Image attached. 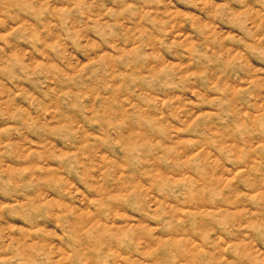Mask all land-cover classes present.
Segmentation results:
<instances>
[{
    "label": "clouds",
    "instance_id": "1",
    "mask_svg": "<svg viewBox=\"0 0 264 264\" xmlns=\"http://www.w3.org/2000/svg\"><path fill=\"white\" fill-rule=\"evenodd\" d=\"M0 264H264V0H0Z\"/></svg>",
    "mask_w": 264,
    "mask_h": 264
}]
</instances>
